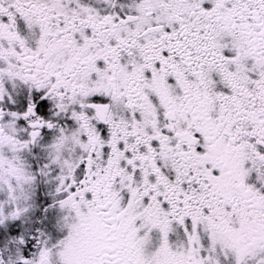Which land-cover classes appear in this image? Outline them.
<instances>
[{
  "label": "snow or ice",
  "instance_id": "1",
  "mask_svg": "<svg viewBox=\"0 0 264 264\" xmlns=\"http://www.w3.org/2000/svg\"><path fill=\"white\" fill-rule=\"evenodd\" d=\"M0 264H264V0H0Z\"/></svg>",
  "mask_w": 264,
  "mask_h": 264
}]
</instances>
